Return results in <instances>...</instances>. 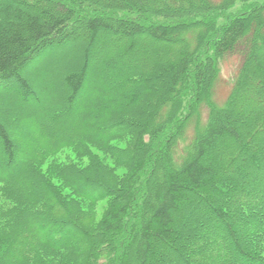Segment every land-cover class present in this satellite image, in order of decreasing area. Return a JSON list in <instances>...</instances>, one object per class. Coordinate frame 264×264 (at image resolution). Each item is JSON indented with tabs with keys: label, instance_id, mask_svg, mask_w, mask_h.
<instances>
[{
	"label": "trees",
	"instance_id": "16d2710c",
	"mask_svg": "<svg viewBox=\"0 0 264 264\" xmlns=\"http://www.w3.org/2000/svg\"><path fill=\"white\" fill-rule=\"evenodd\" d=\"M234 3L0 0V93L54 111L0 120V264H264V3L227 13ZM80 31L82 62L47 68L65 90L44 86L43 102L26 68ZM235 54L219 104L217 62ZM93 149L117 167L128 154L127 174ZM64 150L90 163L44 172ZM107 197L99 221L80 203Z\"/></svg>",
	"mask_w": 264,
	"mask_h": 264
},
{
	"label": "rangeland",
	"instance_id": "374dc122",
	"mask_svg": "<svg viewBox=\"0 0 264 264\" xmlns=\"http://www.w3.org/2000/svg\"><path fill=\"white\" fill-rule=\"evenodd\" d=\"M264 0H235L234 6H232V9H230L229 11H227V13L229 14H236L238 12H240L241 10H244L245 7L251 6V5H257V4H263ZM92 11V10H91ZM81 15H86L88 18L90 16H94V15H99L97 12H87L86 14L82 11L80 13H78V15L76 16V19L79 20ZM125 15V13H117V16H113L114 18H121ZM136 15H132V17L135 18ZM138 19V18H137ZM200 19V18H199ZM141 21H146L145 18L140 19ZM156 21H162L164 20L161 19V17H156V16H150V24L154 23ZM165 21V20H164ZM80 24H83L82 21H79ZM225 20H223V18H218L217 21V25H220L222 23H224ZM149 23V22H146ZM77 26V25H76ZM192 27L189 28H184L183 30L185 32H188L191 30ZM190 33H188L189 35ZM78 40H76V42L65 45L61 48H56L53 51L48 52L47 54L43 56H41L37 61L33 62L31 65H29L26 70H25V75H26V79L32 84V85H37L40 89V97L41 100L44 102V100H48L46 97V94L43 93L44 92V86H48L50 87V90H55L56 92H60L62 90H65L64 84L62 83L61 80H59L58 78L61 77L59 75V71H55V75H53V79H47L49 76H46V72H47V68L51 66L57 68V65L60 67L61 70L65 69V70H69L70 68L76 67L80 64V62H82V57L84 55V49H85V45H86V39H84L83 36V32H79L78 34ZM103 50H100L99 53L101 54ZM241 59L240 57L235 54V55H231L226 57L225 59H223L220 62H217V65H219V67L221 68V73H220V77L218 78L217 82H216V86H215V90H214V101L222 104L224 103L231 90L233 87V80L236 77V74L239 70V65H240ZM207 74V72H205ZM111 73H107V75L109 76ZM48 80V81H47ZM1 92V90H0ZM0 94H4V98H0V120L3 122H10L12 120V113L17 115V119L22 122L21 125H31V122H29V119H27V117H32V110H36L37 107L34 104H30L29 106H24L21 102V98L20 95L17 91H6L4 93H0ZM34 105V106H33ZM33 108V109H32ZM39 111H41L42 113L48 114L49 118L52 119V121L54 120V111L49 110L48 112L46 111V107L45 105H42V108L39 107V109H37ZM64 110V109H63ZM18 111V112H16ZM36 113V111H35ZM66 115V114H65ZM63 115V116H65ZM63 117L60 118V120ZM10 120V121H9ZM13 121V120H12ZM51 130V127H50ZM136 133V131L133 129L132 133H130L131 135H128L129 137L134 135ZM189 135L191 136L193 134L192 130L189 129L188 130ZM127 136V138H128ZM126 138V139H127ZM116 140L112 142V145L115 147H118L122 150L127 151L128 144L126 143L127 140ZM128 152V151H127ZM93 153L96 157H98L99 160L104 161L106 163V165H108L110 168L114 169L115 173L119 176H124L127 174L126 168L124 167V165L128 162L129 160V155H125L124 158H120L123 160L122 162V166L117 167L114 165L115 163V159L113 156L107 157L106 160V156H104V154L100 151V150H96L93 149ZM121 156V154H119ZM77 163V164H82L81 166H86L90 163V159L89 157L86 158H82V159H77L76 155L73 153V151L71 150H64V152L61 153L60 156L56 157V158H51L47 161V163H45L42 166V169L44 172H46L47 174L49 173V168L52 164H58V163ZM2 168V166H0V169ZM54 183L57 184V186H59L63 192L64 195H71L70 190H67L65 188H63V185L60 181H58V179H54ZM112 198H105L101 201H99L98 203H96L95 205H86V202H80L81 205H84V208H86V210H90L91 214L95 216V219L97 221H99L104 213L106 212V210L108 209L110 203H111ZM89 204V203H87ZM260 214V211H259ZM262 217V216H260ZM259 222L260 219H259ZM262 223V222H261Z\"/></svg>",
	"mask_w": 264,
	"mask_h": 264
},
{
	"label": "bare ground",
	"instance_id": "6f19581e",
	"mask_svg": "<svg viewBox=\"0 0 264 264\" xmlns=\"http://www.w3.org/2000/svg\"><path fill=\"white\" fill-rule=\"evenodd\" d=\"M106 13V12H105ZM104 15V14H103ZM106 15V14H105ZM109 16V15H108ZM108 16H106V18L108 17Z\"/></svg>",
	"mask_w": 264,
	"mask_h": 264
}]
</instances>
